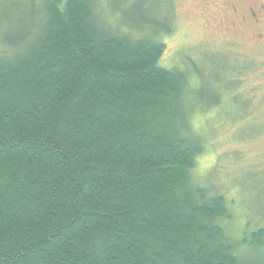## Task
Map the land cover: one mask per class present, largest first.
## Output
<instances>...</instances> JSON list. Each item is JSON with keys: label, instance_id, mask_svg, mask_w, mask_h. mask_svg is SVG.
<instances>
[{"label": "trees", "instance_id": "trees-1", "mask_svg": "<svg viewBox=\"0 0 264 264\" xmlns=\"http://www.w3.org/2000/svg\"><path fill=\"white\" fill-rule=\"evenodd\" d=\"M151 7L42 0L1 37L0 264H264L237 257L214 223L225 197L193 176L195 116L253 113L237 91L252 66L163 65L173 15ZM263 238L246 243L254 256Z\"/></svg>", "mask_w": 264, "mask_h": 264}, {"label": "rangeland", "instance_id": "rangeland-1", "mask_svg": "<svg viewBox=\"0 0 264 264\" xmlns=\"http://www.w3.org/2000/svg\"><path fill=\"white\" fill-rule=\"evenodd\" d=\"M41 1L0 0V15L9 8L11 17L9 21L0 19V39L10 34L22 19V10L29 22L34 16V6L40 7ZM126 1L108 0L113 5L119 4L120 10L134 2ZM147 2L152 6L148 14L173 15V31L165 36L166 49L160 61L163 65L192 74L195 70H191L190 60H193L205 76L207 71L218 75L236 64L239 67L242 61L252 66L238 74L241 83L237 91L252 98L254 114L251 111L247 118L232 121L226 117L227 112L214 108L195 116L194 123L206 149L197 160L193 176L208 190V195L225 197L227 214L214 223L223 227L237 257L264 258V238L262 247L256 250L258 256L246 245L251 242L252 233L264 229V126L261 125L264 124V0ZM241 113L236 102L228 114ZM255 122L261 125L258 134L249 137Z\"/></svg>", "mask_w": 264, "mask_h": 264}]
</instances>
